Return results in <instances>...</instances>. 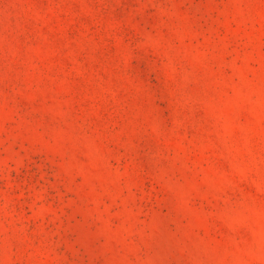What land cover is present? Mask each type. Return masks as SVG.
<instances>
[{
    "label": "rangeland",
    "instance_id": "1",
    "mask_svg": "<svg viewBox=\"0 0 264 264\" xmlns=\"http://www.w3.org/2000/svg\"><path fill=\"white\" fill-rule=\"evenodd\" d=\"M0 264H264V0H0Z\"/></svg>",
    "mask_w": 264,
    "mask_h": 264
}]
</instances>
